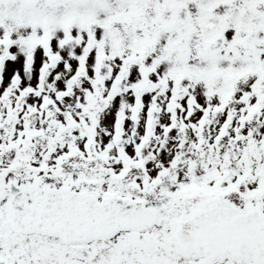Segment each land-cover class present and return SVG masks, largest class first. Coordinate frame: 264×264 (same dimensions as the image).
<instances>
[{
    "label": "snow or ice",
    "instance_id": "6c2138e0",
    "mask_svg": "<svg viewBox=\"0 0 264 264\" xmlns=\"http://www.w3.org/2000/svg\"><path fill=\"white\" fill-rule=\"evenodd\" d=\"M0 264H264V0H0Z\"/></svg>",
    "mask_w": 264,
    "mask_h": 264
}]
</instances>
